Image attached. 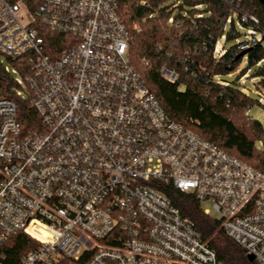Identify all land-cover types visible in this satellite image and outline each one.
Returning <instances> with one entry per match:
<instances>
[{"label": "built area", "instance_id": "obj_1", "mask_svg": "<svg viewBox=\"0 0 264 264\" xmlns=\"http://www.w3.org/2000/svg\"><path fill=\"white\" fill-rule=\"evenodd\" d=\"M119 9L120 0H0V52L24 60L14 90L40 118L24 132L17 102L0 93V264H224L166 184L208 202L204 212L264 264V171L169 116L130 60ZM243 22L245 49L260 37L254 15ZM19 232L35 244L14 262Z\"/></svg>", "mask_w": 264, "mask_h": 264}, {"label": "trees", "instance_id": "obj_2", "mask_svg": "<svg viewBox=\"0 0 264 264\" xmlns=\"http://www.w3.org/2000/svg\"><path fill=\"white\" fill-rule=\"evenodd\" d=\"M175 2L178 3L172 8ZM198 4L202 6L196 7ZM119 12L130 30V60L169 116L264 171V148L255 146L263 137L264 128L260 120L246 114L250 106L263 103L252 92H243L239 80L242 73L249 71L252 78L264 83L263 0H120ZM243 13L258 19L256 37L261 38L245 49L241 44L247 40L229 47L225 44V52L216 55V44L223 35L225 41L237 38L238 28L246 29L251 24L243 22L240 26ZM136 22L139 31L135 29ZM41 32L48 37L49 44L59 45L60 33L47 28ZM6 58L19 68L24 63L23 59ZM243 63L240 73L237 70ZM162 65L174 68L177 80H167L161 73ZM24 69L26 72L29 67ZM14 85V76L0 59V93L17 102L19 120L27 132L39 125L40 118L30 98L17 95ZM162 187L182 214L195 222L224 264H259L249 260L245 248L225 233L219 218L204 212L193 193L183 192L173 184ZM34 244L23 232L15 235L8 248L14 262Z\"/></svg>", "mask_w": 264, "mask_h": 264}, {"label": "rangeland", "instance_id": "obj_3", "mask_svg": "<svg viewBox=\"0 0 264 264\" xmlns=\"http://www.w3.org/2000/svg\"><path fill=\"white\" fill-rule=\"evenodd\" d=\"M173 1H176V0H172ZM235 17L237 18L236 14H235ZM135 29L137 31L140 30V25L138 22L135 23ZM240 34L238 35L237 38H232L230 40H227L225 41V35L222 36V39L221 41H218L217 42V47H219L220 49H224V52H225V47L224 45L226 44L227 47L235 44L236 42H238L239 40H248L251 38L250 35H247L246 33V29L244 27H239L238 28ZM261 38V37H260ZM0 59L2 60V62L8 66L9 70H10V73L16 77L18 76V73L17 72H14L13 69H14V65L6 58L5 55H1L0 56ZM245 63L241 64L240 68L237 70L238 72L241 73L242 71V68L244 66ZM249 75H245L244 73H242L239 77V80L242 82L243 79L246 80V85L251 87L252 84L255 85L256 88H258L260 91L264 92V83L262 82H259V79L258 78H252V76L250 75V72H248ZM244 74V77H242V75ZM247 74V73H246ZM252 79V81H251ZM249 89V88H247ZM251 95L256 98V97H259L254 91L251 93ZM263 104H260V103H255L254 105L250 106L247 111H246V114L251 116V118H255V119H258L261 121L262 125H263V128H264V101H262ZM238 122H241V120H238ZM255 146L256 148L258 149H263L264 148V134H263V137L260 139V140H257L256 143H255ZM202 206L205 208V207H210V204L208 202H204L202 204ZM213 215H215V212L213 211L212 212Z\"/></svg>", "mask_w": 264, "mask_h": 264}, {"label": "water", "instance_id": "obj_4", "mask_svg": "<svg viewBox=\"0 0 264 264\" xmlns=\"http://www.w3.org/2000/svg\"><path fill=\"white\" fill-rule=\"evenodd\" d=\"M263 2H264V0H263ZM246 53V51H243L241 54L242 55H244ZM247 257L249 258V260H251V261H254V255L253 254H247Z\"/></svg>", "mask_w": 264, "mask_h": 264}, {"label": "crops", "instance_id": "obj_5", "mask_svg": "<svg viewBox=\"0 0 264 264\" xmlns=\"http://www.w3.org/2000/svg\"><path fill=\"white\" fill-rule=\"evenodd\" d=\"M226 46V45H225Z\"/></svg>", "mask_w": 264, "mask_h": 264}]
</instances>
